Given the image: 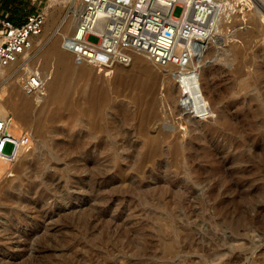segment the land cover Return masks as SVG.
<instances>
[{
    "label": "rangeland",
    "instance_id": "obj_1",
    "mask_svg": "<svg viewBox=\"0 0 264 264\" xmlns=\"http://www.w3.org/2000/svg\"><path fill=\"white\" fill-rule=\"evenodd\" d=\"M76 4L0 0V19L19 23L37 10L47 12L45 31L30 57L44 75L46 90L28 95L34 107L30 119L17 117L11 108L19 102L13 88L23 91L10 75L12 67L3 74L7 77H0L7 115L31 137L19 160L0 165V264H264V140L247 126L254 105L264 109V0H230L223 28L216 33L219 42L208 45L199 67L203 94L213 107L204 118H196L188 106L181 95V77L170 75L176 71L170 66L159 68L138 57L130 65L112 68L76 63L64 48L71 33L67 22L72 13L67 12ZM181 12L176 7L174 16ZM252 33L259 37L245 51L229 44ZM90 40L99 42L96 37ZM49 52L54 61L62 52L68 55L71 78L61 88L48 83L52 71L42 58ZM244 55L253 62L237 72ZM255 71L263 73L262 84L252 78ZM241 80L250 86L243 90ZM98 90L110 96L106 129L122 135L114 141L115 150L104 136L83 151L80 142L90 138L84 112L89 100L70 107L63 100ZM59 108L62 118L51 122L49 112ZM148 110L156 114L150 131L142 133ZM260 115L253 113L252 118ZM225 117L245 140L231 139L225 126L216 127ZM38 128L43 138L36 136ZM150 144L159 149L156 155L148 149L151 160L144 153ZM108 150L113 167L97 184L89 175L106 163ZM10 151L11 145L6 149ZM204 154L208 157L203 159ZM142 161L146 165L140 170ZM60 167L63 171L56 174ZM51 176L57 182H51ZM144 191L154 193L148 204L140 202ZM96 205L105 213L93 236L76 234L72 224L62 232L54 230L58 213L76 216ZM166 241L175 244L173 251L165 249ZM46 246L49 251L44 253Z\"/></svg>",
    "mask_w": 264,
    "mask_h": 264
},
{
    "label": "built area",
    "instance_id": "obj_2",
    "mask_svg": "<svg viewBox=\"0 0 264 264\" xmlns=\"http://www.w3.org/2000/svg\"><path fill=\"white\" fill-rule=\"evenodd\" d=\"M74 1L76 6L68 11L75 18L74 30L67 35L64 48L78 64L105 68L129 65L136 54L144 55L159 68L186 67L198 46L208 45L216 36L230 9V0ZM176 7L182 9L178 17L174 16ZM46 23L44 9L19 23L7 17L0 19V77H7L4 71L12 67L10 75L31 96L46 90L43 73L29 59ZM91 37L99 42H92ZM30 140L29 132L14 127L9 115H0L1 162L15 161ZM9 145L11 151L6 152Z\"/></svg>",
    "mask_w": 264,
    "mask_h": 264
},
{
    "label": "bare ground",
    "instance_id": "obj_3",
    "mask_svg": "<svg viewBox=\"0 0 264 264\" xmlns=\"http://www.w3.org/2000/svg\"><path fill=\"white\" fill-rule=\"evenodd\" d=\"M59 1V0H58ZM65 1H69V0H65ZM232 5V4H231ZM233 6V5H232ZM231 6V7H232ZM260 6H262L260 4ZM231 9V8H230ZM69 11V10H68ZM47 15V12L44 11ZM68 13V12H67ZM69 15V13H68ZM231 16V15H230ZM65 19V18H64ZM64 21V20H63ZM225 21V20H224ZM68 23V30L71 32L74 30V25H75V18H74V15H72L70 17V20L67 22ZM47 24V23H46ZM46 27V26H45ZM223 28V27H222ZM67 30V28H65ZM220 30V29H219ZM45 31V30H44ZM67 32V31H66ZM219 32V31H218ZM70 33V32H69ZM220 33V32H219ZM223 33V32H222ZM67 34V33H66ZM217 35V34H216ZM219 35V34H218ZM225 35V34H224ZM43 36V35H42ZM231 36V35H230ZM233 36V34H232ZM236 36V35H235ZM242 36V34H241ZM239 37V35H238ZM259 36H257L256 34L252 33V34H249V35H243L242 37H239L237 40L236 39H232L233 42H230L229 44H232L233 47L239 49L240 51H245L248 47L251 46V44L254 42V39H257ZM39 39L41 37H38ZM229 41V40H228ZM38 42V41H37ZM219 42V38L218 36H215V37H212L210 39V43L208 41V45L210 44H216ZM206 43V42H205ZM180 44H184L182 41L180 42ZM194 43H192L193 45ZM208 45H204L202 48L201 46L199 45L198 48L195 50V57L193 58V60L191 61V63L186 66V67H177V66H174V65H169L171 68H169V70H176L174 72H171L170 75H179V77H181V95H185V101L187 103H189L188 106H190V109L193 110V112L195 113V116L196 118H204L206 117L208 114H210L209 112H211L212 110H209L211 107H209V101H207L203 94V89L201 87V84H200V78H199V67L203 66L202 63H204V59L207 58V50L209 47ZM37 45H35L36 47ZM34 47V48H35ZM230 47V46H229ZM234 48V49H235ZM52 50H50L51 52ZM47 53V55H44L43 56V64L46 65L45 67L48 68V69H51V73L52 75L50 76L51 77V80L50 82H48L49 84H51L52 87H54V89L56 88H61V86H65V83L71 78V69H70V66L67 62V56H65V54L63 55V52L62 54L60 55V58L58 60H51L50 56L52 55V53ZM68 52V51H67ZM69 54V53H68ZM70 55V54H69ZM140 59L141 61H143V58L148 60L144 55L142 54H136L135 56H133L132 58V61H135V58ZM30 59V58H29ZM53 59H56L53 57ZM36 61V60H35ZM131 61V62H132ZM149 61V60H148ZM41 62V61H40ZM151 62V61H150ZM249 62H253V59L251 58H248L247 56H242V60L240 61V65L239 67L236 69L237 72H239L238 70H241V68L243 67L244 64L246 63H249ZM35 63V62H34ZM42 63V62H41ZM131 64V63H130ZM129 64V65H130ZM35 65V64H34ZM42 65V64H41ZM43 65V66H44ZM124 66V65H122ZM167 66V67H169ZM9 70L6 69L4 71V73ZM202 70V69H201ZM202 72V71H201ZM263 73L262 72H259V71H255V74L253 75V79L254 81H259L261 84H262V81H263ZM241 85V88L244 90L246 89L247 87L250 86L249 82H244L241 80V82L239 83ZM19 86V85H18ZM50 86V87H51ZM20 88H22L21 86H19ZM210 87V86H209ZM14 89V92H16V95H18V99L17 101H19L18 103H14L13 106L11 107L12 110H16L15 112L17 113V117L19 116L20 118L22 119H25V120H28L29 117H31V114L32 112L34 111V107H33V104L31 103L30 99H29V96L28 94H26L24 92V90L22 91L21 89L19 90V88L15 87L13 88ZM210 89V88H209ZM59 91V89H58ZM2 93V92H1ZM73 93V92H72ZM3 94V93H2ZM1 94V95H2ZM51 95V94H50ZM81 95V94H79ZM69 97V96H68ZM78 97V95H77ZM81 97V96H80ZM78 98V99H75L74 100H65L67 99V97L63 100V104L65 102V104H68L67 106H73V105H78L77 103H83L84 100H89V104L90 106L87 107V109H83L85 110V116H87V120H88V123H89V130H90V138L88 140H85L84 142H80L81 145H82V150L84 151V148L85 147H88L89 145H95V143H99V142H102L101 140L103 139L104 136H109L111 141L108 142V146H110L111 148L109 149H113V146L115 147V143L114 141H116L118 135H122L120 134V132H117V131H109L106 129L105 127V119H104V113L106 111V108L107 107V104L109 103V98L110 96L109 95H105L103 94L102 91L98 90V91H95L91 94H89L88 96H85L84 95L81 97V98ZM182 100H183V97L181 96ZM71 99V98H70ZM214 99V98H213ZM149 100H152L149 98ZM254 100V98H253ZM35 104V103H34ZM80 105V104H79ZM258 105V104H257ZM256 105V106H257ZM66 106V107H67ZM88 106V105H87ZM16 107V108H15ZM81 107V106H80ZM79 107V108H80ZM84 107V106H83ZM81 107V108H83ZM86 107V106H85ZM40 108V107H39ZM213 109V107L211 108ZM81 110V111H83ZM63 109L61 110L60 108L58 110H55V111H51L49 112V116L48 117H51V122H56L57 120H60L62 117V112ZM252 115L253 113H261L264 115V109L262 108V106L260 107L258 105V107H253L252 109ZM7 109L4 105V102H2V97L0 96V115H3V116H8L7 115ZM213 112V111H212ZM34 113V112H33ZM42 113V112H41ZM82 113V112H81ZM6 114V115H5ZM43 114V113H42ZM83 114V113H82ZM156 112L152 111V110H148L145 114V120L148 119V121L146 122V125L145 126H142L139 130L140 132L142 133H148L150 131V122H151V119L155 116ZM39 116L40 113H38ZM83 115V116H84ZM252 115L250 114L251 116V120L249 121V124L247 125L248 126V129L251 131V132H255L256 134L258 133L261 138L264 140V116L260 115V116H257V117H254L252 118ZM34 116V114H33ZM36 116V115H35ZM46 116V115H45ZM38 118V117H37ZM41 118V117H39ZM86 118V117H85ZM30 119V118H29ZM33 119V118H32ZM35 119V118H34ZM49 120V119H48ZM76 120V119H75ZM32 121V120H30ZM28 122V121H27ZM153 122V121H152ZM163 123H165L164 121H161ZM159 121H158V125H159ZM163 123H161L163 125ZM216 123V127L218 128H222L223 126H225V132L227 131L228 133H231L230 135V138L231 139H234V138H239L240 141L242 140H245V137L246 136H243L241 133H239V129L238 128H235L234 126H232L230 120L228 118H223L221 120V122H215ZM33 124V123H31ZM30 124V125H31ZM168 124V123H167ZM37 125V124H36ZM13 126L14 127H19V125L15 122H13ZM40 126V125H39ZM174 126V125H173ZM172 126V127H173ZM21 127V126H20ZM155 127V126H154ZM169 128V126H165V128ZM170 127V128H172ZM153 128V127H152ZM151 128V129H152ZM164 128V127H163ZM37 129V127H36ZM41 129L42 128H38V130L36 131V136H39L41 137L42 135V132H41ZM155 129V128H154ZM229 129V130H228ZM111 130V129H110ZM113 130V129H112ZM178 130V129H177ZM154 131V130H153ZM139 132V131H138ZM181 132V131H180ZM85 135V134H84ZM125 136L126 137H130L131 136V133L130 132H126L125 133ZM88 137V135L86 136ZM43 138V137H41ZM83 138V137H82ZM81 138V139H82ZM81 139H79L81 141ZM87 139V138H86ZM131 141L132 139L129 138ZM78 140V142H79ZM83 140V139H82ZM232 141V140H231ZM104 142V141H103ZM79 143V144H80ZM51 144V143H50ZM74 144V143H73ZM77 144V141L76 143ZM105 145H107L105 143ZM73 146V145H72ZM80 146V145H79ZM94 147V146H93ZM74 148V147H73ZM60 149V148H59ZM78 149V147L76 148ZM148 149H150V153L151 152H154L155 155L159 153V149L157 147L156 144H150L148 145V147L145 149V156L147 159H152V156H150L149 154V151ZM25 149H23L24 151ZM62 150V149H61ZM74 150V149H73ZM79 150V149H78ZM78 150L76 152H78ZM86 150V148H85ZM105 150V149H104ZM115 150V149H113ZM21 151L18 155V158L15 160H19L21 157H22V154H24V152ZM81 150H79V153H80ZM75 152V153H76ZM115 152V151H114ZM46 154V153H45ZM104 154V153H103ZM113 153L109 152L108 150V153H106L105 155V161L106 163L104 165H97L93 170L94 172H92L90 175H89V178L96 181L97 184H98V181L103 178L104 175H106L110 170L111 168L113 167ZM206 154H204V156H202V158L204 159V157H208V156H205ZM115 158V157H114ZM115 160V159H114ZM208 160V159H207ZM15 161L13 162H1L0 161V165H4V166H7V165H11L12 163H14ZM143 164H138V168L140 170H142L144 168V166L146 165V162L142 161ZM115 166H117V163L114 164ZM63 168H59L56 172L57 173H60L63 171L62 170ZM54 175V174H52ZM58 176V175H56ZM51 176V182L52 179H54L55 177ZM57 179V178H56ZM54 179V181L56 180ZM60 179V175H59V178L57 179V181H59ZM62 179V178H61ZM55 181V182H57ZM53 182V183H55ZM59 183V182H58ZM60 184V183H59ZM57 185V184H56ZM55 185V186H56ZM61 186V185H60ZM165 187V186H164ZM144 188V187H143ZM154 195V193L152 191H144L140 197V202L141 203H150V197H152ZM196 195V194H195ZM180 197V196H179ZM42 209V208H41ZM43 210V209H42ZM41 210V211H42ZM38 211V210H37ZM40 211V209H39ZM40 211V212H41ZM104 210H102L98 205L96 206H93L90 210H86L84 212H81L80 215H76V216H73V215H68V214H64L63 212L61 213H58V216H60V220L59 222L57 223H53L54 226H55V229L60 230V232H62V229H65L67 228L68 225H74L72 228H73V231L76 232V234L78 235H83V236H86L88 234H90L91 236H93L96 231L98 230L97 229V224L96 222L98 220H100V218L104 215L105 212H103ZM41 214V213H40ZM43 214V213H42ZM46 214L50 215V212H47ZM46 214H44V216H41L43 218H46ZM47 215V216H48ZM49 219H53L52 217L49 216ZM48 220V219H47ZM52 221V220H51ZM49 226V225H48ZM126 226V225H125ZM53 227V226H52ZM99 227V226H98ZM51 228V227H50ZM71 228V227H69ZM49 230V228L47 229ZM50 231H46L47 234H49ZM133 233V232H132ZM51 235V234H50ZM64 239V238H63ZM42 248V247H41ZM175 248V244L173 242H170V241H166L165 242V249L169 252L173 251ZM49 248L46 246V249L44 248V253H46ZM43 253V252H41ZM142 253V252H141ZM64 261V260H63ZM60 262V261H59ZM129 263V262H128ZM44 264V263H43ZM56 264H58L56 262ZM63 264V263H62Z\"/></svg>",
    "mask_w": 264,
    "mask_h": 264
}]
</instances>
